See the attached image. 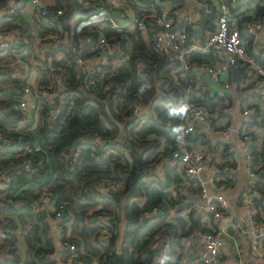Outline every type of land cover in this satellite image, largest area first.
Segmentation results:
<instances>
[{"label": "trees", "instance_id": "16d2710c", "mask_svg": "<svg viewBox=\"0 0 264 264\" xmlns=\"http://www.w3.org/2000/svg\"><path fill=\"white\" fill-rule=\"evenodd\" d=\"M9 1L0 0V10H5L0 15V31L4 36L16 35L0 56V143L2 138H12L8 144L0 145V224L5 233L0 236V249L5 252L0 256V264L65 263L66 249L59 261L53 257L55 242L46 216L31 209L41 194H46L53 204L52 211L44 209L49 216L61 213L60 241L70 240L75 244L81 261L78 264H157L156 259L164 249L163 264H185L182 257L186 249L211 226L202 219L203 211L184 213L198 186L184 190L183 173L168 163L167 156L177 148L189 149L198 144L214 153H210L209 159L216 166L234 163L236 155L213 146L204 133L182 136L180 107L187 100L200 102L216 115L211 117L213 123L217 116L225 114L223 107L231 104V91L218 95L217 91L210 93L207 87L194 89L195 74L165 52L159 54L133 22L119 29L110 24H86L88 11L80 0H57L55 6L47 5L49 10L60 6L65 11L50 25L40 23L36 34L21 12L27 0ZM123 3L138 18H148L158 7L154 0H123ZM243 5L245 9L240 13L244 19L264 20V0H246L239 8ZM211 7L204 13L198 29L189 28L191 37H202L205 31L213 29L216 10ZM51 32H59L65 43L58 44L43 58L31 51L23 53L29 50L36 36ZM100 35L107 39L118 36V43L127 55L113 51L106 62L99 63V81L109 84L105 91L100 87L83 88L85 73L73 67L78 56L91 58L98 54L96 45ZM248 38L251 52L252 36ZM59 52L64 56L57 58ZM256 56L264 65V57ZM20 57L26 61L38 59L37 86L46 88L47 92L59 90L68 95L67 103L57 114L50 115V104L44 96L35 98L36 107L29 112L18 108V91L27 81L8 76L9 61ZM195 61L217 64L219 60L211 53L193 51L187 55L186 63ZM48 63L63 69L60 83L47 77ZM140 64L142 71L138 73ZM239 73L244 75L233 83L234 90L241 93L252 89L251 77L240 66ZM219 76L223 81L229 73L225 78L221 73ZM158 90H165V94L158 96ZM139 102L150 106L153 113L135 115L134 106ZM257 116L258 112L253 121L264 127V117L258 120ZM251 134V159L247 165L257 177L249 191L256 192L254 221L259 224L264 222L261 199L264 136L261 138L253 131ZM116 135L120 138L113 141L112 136ZM92 136L98 140L91 139ZM34 143H39L41 149L31 153L28 149ZM28 156L33 168L18 167ZM156 165L160 171L155 169ZM215 176L218 183L234 186L229 173L217 172ZM108 179L119 182L121 187L105 190L101 182ZM180 204L183 205L179 207ZM121 211L125 231L123 244L117 251L118 233L114 234L113 230L119 232ZM101 219L102 224L98 222ZM103 228L107 234L105 242L100 239ZM191 235L193 241H182ZM20 239L26 246L23 263L18 254Z\"/></svg>", "mask_w": 264, "mask_h": 264}, {"label": "built area", "instance_id": "2783aa9c", "mask_svg": "<svg viewBox=\"0 0 264 264\" xmlns=\"http://www.w3.org/2000/svg\"><path fill=\"white\" fill-rule=\"evenodd\" d=\"M34 6L35 15L38 17L39 21L50 25L57 17L64 13V7H56L52 10L47 8V4L42 0H27ZM158 5L150 14L147 15L148 18L136 17L134 11L125 6L123 0H80V3L88 11V19L85 23H98V24H110V26L119 29L124 24L118 23V16L125 15L126 17L130 14L131 18H128L130 22H133L135 26L140 30L145 41L150 44L159 54L164 52L170 55L172 59L180 61L184 64L185 68H189L193 74H195V84L194 89H203L206 87L204 77L201 75L203 73L208 74L215 82L220 83V90L217 89L218 95H223L229 88L232 81V76L230 72V66L236 67L237 73H239V66L245 74L249 75L253 82L254 91L256 92L258 102L250 101L248 99V91L244 92L247 95L241 104V112L244 115H254L259 111V104L264 106V65L261 63L260 59L256 55L264 57V53L260 50L256 44L257 32L264 31V20L258 19H244L242 12L244 9L239 8V0H216L214 9L216 10V19L213 29L207 30L202 37H195L190 35L189 28L196 30L199 28L200 21L195 19L188 22V24H182L180 26L175 24V16L173 11L165 4H162L159 0H154ZM13 2V1H12ZM199 5L201 10H208L211 6L209 3L199 0ZM107 8L112 9L108 11ZM239 8V10H238ZM236 9V10H235ZM11 11V9H10ZM235 13H239L236 15ZM12 34V39L4 36L0 31V54L3 52V48L8 45V41H13L16 37L14 33ZM248 35L252 36L250 42L251 52L248 51L249 38ZM48 38L52 43L56 45L60 43H65L62 39V35L59 32H51L43 37L36 36L31 47L28 51L23 53L32 52L37 55L41 53V43L42 40ZM118 36L114 35L110 39L105 36L100 35L96 49L98 54L91 58H82L78 56L73 62V67L75 70H82L85 73L82 87L85 89H91L93 87H100L102 91L109 88L108 83H103L99 81L97 72L99 70V63H88L95 57H104L107 61V56L109 52L102 56L100 54L103 49H110L112 51L118 52L120 55L127 57L124 50L120 47L118 43ZM16 40V39H15ZM196 51L199 53H211L216 59H218L217 64H209L207 62H192L191 64L186 63V57L189 53ZM38 56V55H37ZM43 58V55L38 56ZM21 58V57H20ZM103 61V62H106ZM34 64L38 63L37 60L31 59ZM186 64V65H185ZM143 64L137 68V72L141 73ZM47 77L52 80H56L60 83V79L63 75V69L59 66H53L48 63L47 66ZM222 72H228L229 77L225 80H220L219 74ZM240 78V79H241ZM53 88V85H50ZM165 94V90H158V96ZM19 103L18 108L24 111H31L36 107L35 98L44 96L50 104V115L57 114L60 109L67 103L68 95L62 93L59 90L52 92H47L46 88H42L36 85V89H33L30 84H25L18 91ZM58 96L56 108L54 109V97ZM3 98V97H2ZM259 103V104H258ZM227 108L224 106V115H227ZM149 111L153 113V109L142 103H137L134 106V114H141L142 117L144 112ZM214 113H210L206 107L196 101L187 100L180 107L179 112V131L182 136L193 133L198 124L208 123ZM226 120L224 122V128L222 130L226 138L233 137L237 141L241 142L242 148L245 153V162L247 167V181L245 184V189L241 194L242 205L246 209L248 220L250 226L247 228L251 235V252L253 255L259 254L260 251V236L264 235V222L259 224L254 221L255 208L253 206V196L255 191H249L256 179V172L251 169L247 164L250 162V144H251V130L246 128L236 129L233 125V121L229 116H225ZM264 129V127H263ZM264 136V133H263ZM119 135L112 136L113 141L119 139ZM10 137L2 138L3 144H8ZM93 140H98L97 137H91ZM0 143V145L2 144ZM40 144L34 143L32 147L28 149L29 152L39 151ZM227 151L234 152L233 145L228 144ZM126 152V151H125ZM235 154V153H234ZM210 153L203 149L192 147L186 148L181 147L173 150L168 156L167 161L171 166H175L177 171L183 173L184 180L182 181V188L185 190L187 187L198 186V192H196L191 199L187 202L188 207L185 208L184 213L193 212L194 214L198 212H205L203 216L204 222L211 226L210 230L200 233L199 237L202 239L203 252L200 256L192 262V264H209L212 260H215L221 250L223 244V235L232 227V224L227 222V224L222 223L225 215L229 211V202L225 195V191L229 188L225 183H218L215 174L217 172L229 173L232 178H236V173L241 167V158L236 155L234 163H225L221 166H214V169L208 174H204L205 162L209 159ZM101 156H98L100 158ZM18 167L25 169H32L33 164L31 156L26 157L21 162H19ZM101 186L107 189H117L121 187L119 182L113 180H103ZM196 199H201V202H197ZM262 204L264 206V195L261 196ZM51 201L46 194H41L32 203V211L37 213L39 211L45 212L44 209ZM43 206H45L43 208ZM48 210V209H47ZM46 215L47 211L45 212ZM61 213L57 212L55 214V222L58 225V219ZM51 217V216H50ZM102 224V219L98 221ZM229 223V224H228ZM241 228V227H240ZM61 232V231H60ZM114 234L118 233V229L113 230ZM106 234V229L103 228V234ZM5 235L4 230L0 224V236ZM193 236L183 237L182 241L184 243H190L193 241ZM62 246L68 251V255L65 258L64 264H78L80 263V257L75 244L70 240H64L61 242ZM164 249L160 255L157 257V264H163L165 257ZM186 253L182 257V261L185 262Z\"/></svg>", "mask_w": 264, "mask_h": 264}, {"label": "crops", "instance_id": "0c3cea01", "mask_svg": "<svg viewBox=\"0 0 264 264\" xmlns=\"http://www.w3.org/2000/svg\"><path fill=\"white\" fill-rule=\"evenodd\" d=\"M47 5H53L55 6L57 0H42ZM162 4H165L170 9H173V15L175 16V24L180 26L183 23L188 24V22L193 21L195 19L201 20L203 18L204 13L209 12L210 9H206L204 11L201 10V7L199 5V0H176V2H172L171 0H159ZM207 3H209L214 8V5L216 3V0H203ZM246 2V0H239V4H242ZM242 9H245V5L241 7ZM5 10H0V15ZM23 18L27 22L30 30L33 31L34 34L38 32V27L40 26V22L38 17L35 15L34 6L30 1H27L24 7L21 10ZM128 18H131L130 14L126 17L125 15H119L118 16V23L119 24H125L129 25L131 22L127 20ZM216 14L213 19V24H215ZM48 34V33H47ZM46 35V34H45ZM44 35V36H45ZM9 39H12V34H8L7 36ZM256 44L260 48V50L264 53V31L257 32V38H256ZM41 53H37L38 56L43 55L44 57L47 56L53 49L57 47L55 43H52L50 39L45 38L42 40L41 43ZM109 53H112L113 51L110 49H106ZM107 52V53H108ZM5 53L3 51L0 56ZM64 54L62 52H59L56 54L57 58L63 57ZM22 58V57H21ZM21 58L10 60L9 64H13L18 62L20 67H22L25 63L24 60ZM100 61H106V58L104 57H95L94 59L90 60L88 63H99ZM30 67L33 68V71L35 73V76L37 75V64L34 62H31V58L28 60ZM224 74L227 76L226 72H222L221 75ZM204 77L206 87L209 88L210 93L220 90L221 85L220 83L215 82L208 74H201ZM36 79V77H35ZM36 82V80H35ZM35 82L31 83L27 81V84H30L33 89H36ZM213 88V89H211ZM235 86L234 84H231V87L229 90L232 94V100L231 104L228 106H225L227 108V115H220L217 116L218 118L215 119V121L212 123V120H210L208 123H201L197 125V128L195 131H198V133H204L206 139L210 140L211 144L213 146H217L219 150L227 148L228 144L233 145L234 153L238 155V157L241 158V167L239 168L238 172L236 173V178L234 179V186L229 187L225 191V195L227 197V200L229 202V211L225 215L224 219H222L223 224H227V222L232 224V227L229 231H227L223 235V244L221 246L220 253L218 257L215 260H212L209 264H217L219 257L226 256V250L223 248L224 242L227 239L234 240L235 243V250H236V262L235 264H264V235L262 234L260 236V251L259 254L253 255L251 252V238L252 235L250 231L247 229L250 226V222L248 220V216L246 213V209L244 205H242L241 200V194L243 193L245 189V184L247 181V167L245 162V153L242 148V143L237 141L235 138L230 137L226 138L222 132L224 128V122L226 120L225 116H229L232 121L233 125L236 129H239L241 127L249 129L259 135V137H263L264 129L263 126L259 125V123L254 122L252 117L254 115L248 116L244 115L241 112V104L243 102V99L249 96L248 99L250 101H256L258 102V98L256 95V92L254 89H250L247 95H244V92H236L234 90ZM246 92V91H245ZM259 104V103H258ZM216 115L213 117L215 118ZM264 117V106L259 104V111L257 119H261ZM197 148L203 149L208 153L214 154L210 149L207 148V146H202L198 144L195 146ZM205 148V149H204ZM214 166L210 159H208L205 162V168H204V174H208L214 169ZM155 169L157 171H160V166L156 165ZM197 202H201V199H196ZM46 209L48 211L53 210V204L50 203L46 206ZM46 219L50 224V231L53 236V240L55 242V250L53 253V257L59 261L61 253L65 250V248L62 246L60 241V229L58 228L55 219L53 217H50L49 215H46ZM228 223V224H229ZM241 227V228H240ZM107 238V234L101 235L100 239L105 242ZM240 238L241 241H237V239ZM193 242V245H189L190 247L186 249V258H185V264H192L196 260L197 257L200 256V254L203 252L202 247V239L196 238ZM18 246V254L21 258L20 263H23L24 257L26 256V246L22 239L17 241ZM5 255L4 250L0 249V256Z\"/></svg>", "mask_w": 264, "mask_h": 264}, {"label": "rangeland", "instance_id": "374dc122", "mask_svg": "<svg viewBox=\"0 0 264 264\" xmlns=\"http://www.w3.org/2000/svg\"><path fill=\"white\" fill-rule=\"evenodd\" d=\"M75 20H73V22ZM22 60L25 61L24 65L22 67H20L18 62L10 64L11 65V71H10L9 76L7 75L8 78H13V79L14 78H20V79H26V81L31 82V83L35 82L36 76H35V73L33 71V68L30 67V64L28 61H26L23 58H22ZM37 61H38V59H37ZM113 63L116 64L117 61L114 60ZM222 78H225L224 74H222ZM211 89H213V88H211ZM237 241H241L240 238H238ZM223 248L226 250L225 251L226 256L219 257L217 264H235L237 258H236V250H235L234 240H229L226 238Z\"/></svg>", "mask_w": 264, "mask_h": 264}, {"label": "water", "instance_id": "95a60500", "mask_svg": "<svg viewBox=\"0 0 264 264\" xmlns=\"http://www.w3.org/2000/svg\"><path fill=\"white\" fill-rule=\"evenodd\" d=\"M10 3H12V0L9 1ZM107 50L103 49L101 50L100 54L102 56H105L107 54ZM230 72H231V76H232V81L234 83H237L239 81V79L241 78V76L237 73L236 67L231 65L230 66ZM57 100H58V96H55L53 101V107L54 109L56 108V104H57ZM198 133V131H194L193 134L196 135ZM183 204H180L179 207H181ZM43 215L46 216L45 212H43ZM124 231H125V218L123 215V212L121 211L120 213V222H119V232H118V236L116 238L115 241V247L116 250L119 251L121 249V246L123 244V240H124Z\"/></svg>", "mask_w": 264, "mask_h": 264}]
</instances>
